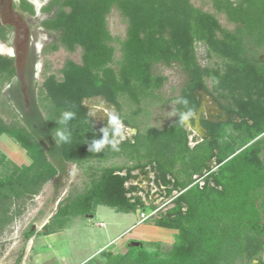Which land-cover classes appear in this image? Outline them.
I'll use <instances>...</instances> for the list:
<instances>
[{
	"label": "trees",
	"instance_id": "1",
	"mask_svg": "<svg viewBox=\"0 0 264 264\" xmlns=\"http://www.w3.org/2000/svg\"><path fill=\"white\" fill-rule=\"evenodd\" d=\"M210 1L215 13L195 7L192 0H49L41 11L54 14L41 27L55 40L42 54L80 49L81 62L66 60L60 78L44 75L40 103L33 99L29 114L19 106L13 112L0 96V115L10 117L7 122L0 116V135L15 141L33 161L29 168L14 167L17 175L0 178V224L8 218L13 197L37 195L66 164L122 157L131 165L101 167L85 192L57 210L56 227L93 215L99 206L122 214L156 209L129 184L139 170L152 172L156 187L171 198L168 208L146 221L175 231V242L164 257L158 244L148 251L140 243L123 255L102 251L105 264H244L262 250L264 0ZM24 6L34 14L30 4L24 1ZM113 11L126 23L123 39L108 29ZM217 14L233 30L225 29ZM198 43L218 60L215 66L200 65ZM161 65L179 66L187 79L172 100L174 118L162 128L143 127L141 119L167 80L157 72ZM13 76L12 59L0 56V94ZM197 92L210 96L226 120L201 119L206 137L190 147L182 115L192 120L199 110ZM93 98L115 107L114 119L135 134L114 146V125L96 126L82 103ZM67 113L71 116L65 120ZM105 133L107 142L96 149L94 141ZM54 231L51 226L44 232ZM33 234L28 228L24 238Z\"/></svg>",
	"mask_w": 264,
	"mask_h": 264
},
{
	"label": "rangeland",
	"instance_id": "2",
	"mask_svg": "<svg viewBox=\"0 0 264 264\" xmlns=\"http://www.w3.org/2000/svg\"><path fill=\"white\" fill-rule=\"evenodd\" d=\"M192 3L197 8L215 13L210 0H192ZM52 15L53 13H51ZM217 18L225 29L233 30L234 26L226 20L223 14H217ZM107 22L113 37L121 39L125 37L126 23L116 12L113 11L108 16ZM45 35L47 38L42 48L55 40V35L48 32H45ZM115 46L117 49L115 57L118 58V45L115 44ZM196 56L202 67H213L218 63V60L208 56L205 47L200 43L196 45ZM68 59L80 64L81 50L77 49L74 53H68L64 49H59L54 53L40 54L39 72L37 75L35 74V82H32L31 86L25 89L23 98L25 105L22 95L15 94L11 84L2 88L0 96L6 98L13 112L18 113V109L12 100L14 95L22 104L24 112L29 114L30 103L33 99L36 100V103H40V88L44 75L53 74L60 78L59 70ZM157 72L165 76L167 80L159 93V100L152 104L148 110V115L141 119L143 127L162 128L174 118V102L172 100L179 95L180 89L187 79L182 69L176 65L171 67L157 66ZM196 96L200 97V107L203 106V109L199 108L197 113L192 115V120H189L184 114L182 115V122L190 147L206 137V132L200 125L201 119L215 122L220 117L222 121L226 120L210 96L203 92H197ZM82 103L96 126L104 125L107 128L113 125L112 121L116 114L115 107L106 103L102 98L84 100ZM0 116L5 121H10V117ZM119 127V135L115 134L114 136L116 141L125 140L135 134V130L126 128L122 124ZM236 137L238 139V135ZM32 162L15 141L6 135H0L1 179L17 175L14 167L18 169L29 168ZM111 165L124 167L131 164L122 157L103 162L94 160L81 166L66 164L63 172L45 183L37 195L24 194L20 198L13 197L6 212L9 220L7 218L4 223L0 224V264H15L16 262L18 264H61L67 259H71L74 264H105L107 259L100 254L102 251H109L113 255H123L129 247L138 246L140 243L148 251L156 250L152 244H158L157 250L164 257L175 242L176 232L157 228L151 222L141 223L139 211L122 214L110 208L99 206L93 215L84 219H70L65 229L57 237H50L48 240L43 237L46 227L51 228L52 226L54 230H60L54 223L57 210L85 192L87 187L98 178L101 167ZM133 174L136 178L131 180L129 184L136 185L140 189L137 195L143 198L147 205L151 203L159 207L160 211L168 208L171 198L164 197V188L156 187L152 172L143 174L137 170ZM195 178L194 176L193 179ZM146 194L148 195L146 196ZM147 214H151V211H148ZM100 224L103 226H99ZM28 228L34 232L29 240L24 238V233ZM262 239L264 244V237ZM101 248L103 249L99 251ZM261 249L256 256L247 258L244 264H257L258 261H264V246ZM63 264H67V262Z\"/></svg>",
	"mask_w": 264,
	"mask_h": 264
},
{
	"label": "flooded vegetation",
	"instance_id": "3",
	"mask_svg": "<svg viewBox=\"0 0 264 264\" xmlns=\"http://www.w3.org/2000/svg\"><path fill=\"white\" fill-rule=\"evenodd\" d=\"M24 1L30 4L34 14L31 15L24 6ZM47 0L40 8L39 13L44 16L43 20L38 25H33L31 19L37 16V9L30 0H1L0 1V46L4 47L7 52H0V56L8 57L13 61L14 76L5 86L13 85L15 94L22 95V100L25 105V89L35 82L38 68V60L42 54L43 48L40 51L34 52L32 49V40L35 29H41L44 33L47 32L41 27V23L53 17L51 13H43L41 10L47 5ZM51 16V17H50ZM18 61V62H17ZM36 74V75H35ZM4 86V87H5ZM15 106L24 108L18 99H12ZM18 105H17V104ZM31 106V103H30ZM18 109V108H17ZM31 110V108H30Z\"/></svg>",
	"mask_w": 264,
	"mask_h": 264
},
{
	"label": "bare ground",
	"instance_id": "4",
	"mask_svg": "<svg viewBox=\"0 0 264 264\" xmlns=\"http://www.w3.org/2000/svg\"><path fill=\"white\" fill-rule=\"evenodd\" d=\"M33 5L36 7L37 9V16L33 19H31V23L33 25H38L44 18L43 15H41L38 11L39 8L47 1V0H30ZM47 36L45 35V33L41 30V29H35L34 31V35H33V40H32V49L34 52H38L40 51L41 47L45 44L44 41L46 40ZM8 51V50H7ZM5 51L4 47L0 46V52H7ZM9 53L11 51H8ZM39 68V65H38ZM203 109V106L200 107Z\"/></svg>",
	"mask_w": 264,
	"mask_h": 264
},
{
	"label": "clouds",
	"instance_id": "5",
	"mask_svg": "<svg viewBox=\"0 0 264 264\" xmlns=\"http://www.w3.org/2000/svg\"><path fill=\"white\" fill-rule=\"evenodd\" d=\"M70 116H71V113H67V114H65L64 119L67 120ZM112 123L114 125L115 134L119 135V133H120L119 123L115 119H113ZM57 135H59L61 140L65 141L67 139L62 132L57 133ZM105 142H107V133H105L104 138L102 140L94 141V147L96 149H100L101 147H103ZM112 143L115 146V143H117V141H112Z\"/></svg>",
	"mask_w": 264,
	"mask_h": 264
},
{
	"label": "built area",
	"instance_id": "6",
	"mask_svg": "<svg viewBox=\"0 0 264 264\" xmlns=\"http://www.w3.org/2000/svg\"><path fill=\"white\" fill-rule=\"evenodd\" d=\"M163 188V187H161ZM164 192V191H163ZM160 211L159 207H157L156 209L151 211V214H147V212H142L140 213L139 217H140V222L143 223L146 220L152 218V216H154L155 214H157ZM99 226H103L102 224H100Z\"/></svg>",
	"mask_w": 264,
	"mask_h": 264
},
{
	"label": "crops",
	"instance_id": "7",
	"mask_svg": "<svg viewBox=\"0 0 264 264\" xmlns=\"http://www.w3.org/2000/svg\"><path fill=\"white\" fill-rule=\"evenodd\" d=\"M66 227V226H65ZM65 227L64 228H62V229H60V230H55L54 232H52L51 234H49V235H44L43 237L45 238V239H47L48 240V238H50V237H57L58 236V234L61 232V231H63L64 229H65ZM105 247V246H104ZM103 247V248H104ZM103 248H101L99 251H101ZM64 261H66L67 262V264H74L72 261H71V259L70 260H64ZM63 261V263H66V262H64ZM63 263H61V264H63Z\"/></svg>",
	"mask_w": 264,
	"mask_h": 264
},
{
	"label": "water",
	"instance_id": "8",
	"mask_svg": "<svg viewBox=\"0 0 264 264\" xmlns=\"http://www.w3.org/2000/svg\"><path fill=\"white\" fill-rule=\"evenodd\" d=\"M1 1V0H0ZM18 62V61H17Z\"/></svg>",
	"mask_w": 264,
	"mask_h": 264
}]
</instances>
